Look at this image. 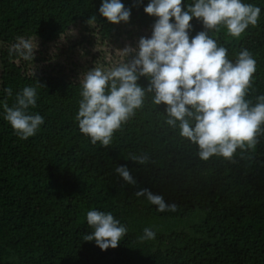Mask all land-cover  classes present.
I'll return each mask as SVG.
<instances>
[{"label": "trees", "instance_id": "16d2710c", "mask_svg": "<svg viewBox=\"0 0 264 264\" xmlns=\"http://www.w3.org/2000/svg\"><path fill=\"white\" fill-rule=\"evenodd\" d=\"M243 2L261 8L255 26L240 37L223 25L209 35L233 62L242 50L251 53L256 72L245 99L255 104L264 95V0ZM122 3L129 22L113 25L99 14L101 0H0V264H264V132L231 160L201 161L150 93L110 145L92 144L80 132L79 79L94 67L108 71L130 61L123 50L150 37L157 19L143 11L148 0ZM190 24V39L204 30L196 19ZM26 86L37 90L29 111L44 124L21 140L3 119L2 102L11 107ZM120 166L134 184L116 172ZM142 190L176 211H156L136 196ZM89 210L110 212L127 228L117 248L101 251L83 240L92 232ZM146 227L156 235L142 241Z\"/></svg>", "mask_w": 264, "mask_h": 264}, {"label": "clouds", "instance_id": "9594fccd", "mask_svg": "<svg viewBox=\"0 0 264 264\" xmlns=\"http://www.w3.org/2000/svg\"><path fill=\"white\" fill-rule=\"evenodd\" d=\"M182 3L148 0L143 11L157 19L150 37H141L135 48L123 50L133 58L108 71L94 67L79 79L82 99L75 120L92 144L110 145L113 133L135 115L150 93L154 105H165L166 124L196 147L201 161L212 157L231 160L237 149L255 147L258 133L264 132V95L258 96L255 104L245 96L256 61L247 49L234 62L229 60L227 49L218 46L209 32L223 25L229 35L240 37L257 24L261 8L243 0H191L183 8ZM99 14L118 25L129 22L131 10L122 0H101ZM193 19L201 22L204 30L190 39ZM24 47L31 50L28 43ZM141 77L147 78V88L138 84ZM4 91L12 96L11 88ZM38 98L36 88L26 86L16 93L11 107L7 100L2 102L3 119L21 140L36 135L44 124L40 114L29 111ZM130 158L139 164L148 162L146 155ZM116 172L125 182L135 183L126 167H117ZM136 196L145 197L158 212L177 209L147 190ZM86 221L92 232L83 240L94 241L101 251L117 248L127 233L110 212L89 210ZM155 235L146 227L140 239H154Z\"/></svg>", "mask_w": 264, "mask_h": 264}]
</instances>
